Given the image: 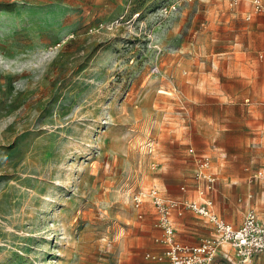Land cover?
<instances>
[{
    "label": "rangeland",
    "instance_id": "obj_1",
    "mask_svg": "<svg viewBox=\"0 0 264 264\" xmlns=\"http://www.w3.org/2000/svg\"><path fill=\"white\" fill-rule=\"evenodd\" d=\"M232 13L227 0H0V264H144L158 216L133 199H198L190 148L264 170V78L227 75L226 41L247 39ZM197 227L191 246L215 238ZM214 264L242 263L223 244Z\"/></svg>",
    "mask_w": 264,
    "mask_h": 264
},
{
    "label": "built area",
    "instance_id": "obj_2",
    "mask_svg": "<svg viewBox=\"0 0 264 264\" xmlns=\"http://www.w3.org/2000/svg\"><path fill=\"white\" fill-rule=\"evenodd\" d=\"M227 2L229 8L237 7L241 3L249 5L253 14L262 17V25H264V0H227ZM250 18L251 15L246 17L247 20ZM148 152L151 153L152 150ZM189 153L195 166V187L201 203L165 199L153 188L147 195L139 192L133 199L136 207L142 204L146 196L151 199L158 216L157 228L162 231L158 242L165 247L164 253L148 254L146 258L167 264H214L218 249L226 244L232 248L242 264H251L255 260L264 259V225L259 222L257 214L253 209L247 210L238 227L226 223L217 216L213 211L212 202L205 197V191L213 190L216 182L215 176L210 173L211 161L209 157L195 153L192 148ZM255 182L264 184V170L252 174L249 183ZM182 191H185L184 188ZM185 209L207 218L214 228L215 238L201 240L194 246L177 243L174 240V218L181 216Z\"/></svg>",
    "mask_w": 264,
    "mask_h": 264
},
{
    "label": "crops",
    "instance_id": "obj_3",
    "mask_svg": "<svg viewBox=\"0 0 264 264\" xmlns=\"http://www.w3.org/2000/svg\"><path fill=\"white\" fill-rule=\"evenodd\" d=\"M230 9L234 10V13L231 14L228 21L231 24L238 22L240 24V30H243V35L245 36L246 34L247 39L246 41L239 42L233 39L226 41L227 44H225V48H228V51H225L226 55L224 58L226 59L225 62L229 64V73L227 75H231L232 64H235L234 69L241 70L246 80H250L255 76V73H257V76L264 78V25H262V17L253 14L251 7L244 3ZM237 13L240 17L237 16ZM248 15H251L249 20L246 19ZM252 39L255 42H253ZM210 79H212V81ZM205 90L210 96L220 97L221 91L217 89L215 78H209ZM209 159L211 161L210 173L213 174L216 179L213 188L214 198L215 200H219L218 208L217 205H215L216 211L214 207L213 211L226 223L238 227L240 217L235 219L233 215L235 211L241 214V219L243 220L247 210L264 206V192L260 190L261 183H249V179L253 174V169L249 167L244 168L243 166H236V168L233 169L234 167L232 166H218L217 160H219V158L214 159V164L213 158L211 159L209 157ZM188 199L193 202L200 201L199 196L197 199L194 195H190ZM230 211L232 214H230ZM199 217L200 216L189 209H185L181 216H175L174 225L176 224L178 229L189 234L187 236L184 235L182 239H180L178 235V242L185 243L183 245L195 244V241L205 234V231H201L197 227L199 225L210 227L211 234L212 232L214 233L213 226L207 221L200 220ZM161 236L162 231L159 228L151 233V246L148 251L151 255H162L164 253L165 247L158 242ZM144 264L167 263L148 260Z\"/></svg>",
    "mask_w": 264,
    "mask_h": 264
}]
</instances>
